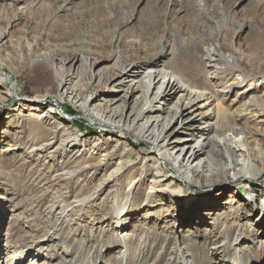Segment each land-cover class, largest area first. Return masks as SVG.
Wrapping results in <instances>:
<instances>
[{"label": "rangeland", "instance_id": "374dc122", "mask_svg": "<svg viewBox=\"0 0 264 264\" xmlns=\"http://www.w3.org/2000/svg\"><path fill=\"white\" fill-rule=\"evenodd\" d=\"M160 7L175 11L184 29L196 25L198 19L210 27L220 23L231 32L228 40L234 49L240 47L243 55L264 61V0H0V74L11 76L0 84V264H184V258H195L190 264H264V186L251 188L249 180L240 177L229 187L220 188L229 183L221 182L225 176H234L237 170L223 171L211 180L219 190L200 184L194 187L197 194L179 196L181 199L166 194L154 196L156 202L144 198L152 177H140L126 195L130 177H139L144 167L141 158L146 157L149 146L136 144L122 131L110 132L91 123L89 114L67 99L56 105L53 96L33 105L40 106L37 114L56 107L59 113L53 121L66 125L59 135L70 130L83 133L85 136H79L89 143V149L98 139L105 141L104 152L107 145L110 149L118 145L119 154L129 149L133 159L139 156L138 165L108 184L104 180L117 166L119 156L95 177L86 169L78 179L76 174V178L54 180L62 172L61 161L78 173L80 164L104 156L90 151L70 164V155L60 157L50 150L33 154L20 138L23 131H28L24 134L28 138L29 131L38 128L35 123L39 118L25 116L33 109L27 97L55 92L48 66L62 64L66 54L58 48L96 51L100 41L109 39L112 44L105 51L116 56L124 42L144 37L141 20ZM120 43L121 47L115 46ZM34 58L37 61L31 73ZM107 64L102 60L99 66ZM68 69L77 70L74 66ZM262 81L259 77L257 88L245 97H238L236 89L218 93L215 102L228 106L238 119V114L246 113L247 101L264 100ZM208 108L212 107L202 111ZM212 112L211 122H215L217 109L213 107ZM263 120L264 114H255L238 122L245 131L242 136L252 135L248 146L254 151L245 146L238 159L247 157L258 162L259 168L264 166ZM259 179L264 181L263 171ZM184 187L188 188L187 184ZM215 195H224L218 205L210 201ZM185 199H192L188 203L194 205L192 211ZM125 202L128 204L121 211ZM133 202L136 206L132 210L129 205ZM157 212L167 213L166 223L157 220ZM218 222L226 227L224 231L218 229ZM124 236L130 237V245Z\"/></svg>", "mask_w": 264, "mask_h": 264}, {"label": "bare ground", "instance_id": "6f19581e", "mask_svg": "<svg viewBox=\"0 0 264 264\" xmlns=\"http://www.w3.org/2000/svg\"><path fill=\"white\" fill-rule=\"evenodd\" d=\"M146 16L140 23L144 37L124 42L116 56L105 51L112 44L109 39L100 41L96 51L89 48L84 51L58 48L57 51L66 54L64 60H61L62 64L52 62L48 66L51 72L48 78L51 77L54 81L55 92L47 90L27 97L29 106L33 109L25 116L30 120L39 118V121L35 123L38 128L29 131L31 135L28 138L24 135L28 131L22 132L23 136L20 138L24 147L33 154L50 150L60 157L70 155L68 163L90 151L104 156L87 165L80 164L78 173L67 169L69 167L61 161L59 169L62 172L53 177L54 180L72 179L76 174L78 179L79 175L85 174L86 169L92 170L95 177L99 169L108 170L119 156L117 166L105 180L103 178L104 184H108L138 165L139 156L133 159L130 155L133 151L129 149L119 154L118 145L112 149L107 145V151L104 152V140L98 139L89 149V143L79 136L83 133L77 134L70 130L59 135L66 125H56V121H53L54 114L59 113L56 107L50 106L37 114L36 108L40 106L33 105L53 96L56 105L67 99L84 109L89 114L91 123L110 132L122 131L131 135L136 144L149 146L150 149L145 150L146 157L141 158L144 167L139 177H130L124 194L135 186L134 182L140 177L144 180L152 177L150 189L144 198L153 200L156 195L166 194L181 199L183 197L179 196L197 194L198 191L194 190L196 185L215 186L211 180L223 171L229 172L232 169L237 170L234 176H225L221 182L229 183L220 188L229 187L231 182L240 177L248 179L247 183L252 184L251 188L264 186V181L259 179L264 166L257 167L258 162H252L247 157L242 161L238 159L239 152H245V146L249 152H254L248 146L252 135L242 136L245 131L238 122L242 118L247 121L255 114H264V100L252 98L250 102L247 101L244 110L246 113L238 114V119L235 113L229 112L228 106L223 107L221 102H215L218 100V93H232L238 89V97H245L256 89L259 77L264 78V61L258 62L243 55L237 43L239 48L234 49L228 40L231 32L219 22L217 27H210L206 21L198 19L196 25L194 23L184 29L179 25L175 11H166L161 7L157 12H149ZM240 35L238 32L236 38L239 39ZM1 36L3 33H0V41ZM115 46L121 47L122 44ZM225 51L229 54H225ZM73 56L75 58L72 60ZM102 60H107L108 64L99 66ZM36 61L34 58L29 66L31 73L34 72L32 67ZM70 66L77 70L69 71ZM2 71L0 69V73ZM10 78L9 74H2L0 84L4 85ZM46 78L43 77V80ZM259 84H264V81ZM1 92L3 91L0 90V98ZM209 106L217 109L215 122H211L212 108L202 111ZM198 109L201 111L198 112ZM128 110L130 111L127 113ZM246 128H249L248 123ZM46 131L50 134L48 137ZM248 133L252 132L249 130ZM199 136L200 138H196ZM25 152L28 153L27 150ZM184 184L188 188L185 189ZM220 188L216 186L213 190ZM128 192L126 195H129ZM215 196L210 200L211 203L217 204L224 200V195ZM185 200L187 206L192 199ZM135 203L130 204L129 208L135 209ZM127 204L128 202L122 204L120 210ZM193 206L188 205L187 208L191 210ZM156 215L159 216L157 220L167 222V213L157 212ZM218 226L222 231L226 228L219 222ZM210 229L215 231L214 227ZM124 238L130 245V237ZM193 260L184 258L183 262L190 264Z\"/></svg>", "mask_w": 264, "mask_h": 264}]
</instances>
